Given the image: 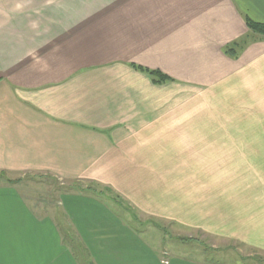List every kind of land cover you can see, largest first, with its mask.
I'll return each instance as SVG.
<instances>
[{
  "label": "crops",
  "instance_id": "crops-1",
  "mask_svg": "<svg viewBox=\"0 0 264 264\" xmlns=\"http://www.w3.org/2000/svg\"><path fill=\"white\" fill-rule=\"evenodd\" d=\"M247 21L264 0H0V173L108 192L58 205L92 264H206L157 249L118 200L264 252V36ZM0 264H78L8 183Z\"/></svg>",
  "mask_w": 264,
  "mask_h": 264
},
{
  "label": "rangeland",
  "instance_id": "rangeland-1",
  "mask_svg": "<svg viewBox=\"0 0 264 264\" xmlns=\"http://www.w3.org/2000/svg\"><path fill=\"white\" fill-rule=\"evenodd\" d=\"M6 180H10L9 184L18 188L37 215L52 216L56 220L62 240L66 245L72 244V253L77 263L88 264L90 260L86 251L80 247L58 205L61 197L70 192H97L104 198L108 192L90 183L65 182L41 174H4L0 183H6ZM110 196L114 197L113 194ZM115 202L119 206V214L126 219L128 225L144 234L153 246L156 244V248L162 249L164 253L175 254L185 260H196L199 257L206 264H264V252L250 250L234 241H220L202 233L184 231L168 222L135 213L121 200Z\"/></svg>",
  "mask_w": 264,
  "mask_h": 264
},
{
  "label": "trees",
  "instance_id": "trees-1",
  "mask_svg": "<svg viewBox=\"0 0 264 264\" xmlns=\"http://www.w3.org/2000/svg\"><path fill=\"white\" fill-rule=\"evenodd\" d=\"M247 27L248 29L253 32V33H256V34H259L261 36H264V24H259V23H254V22H251V21H247ZM229 52H231L229 50ZM232 52H234V50H232ZM140 69V68H139ZM142 70V69H140ZM143 71V70H142ZM152 78H153V81L155 83H162V82H165V81H168L169 78L166 77L165 75L161 74L160 72H157V71H146ZM4 174L0 173V178L3 176ZM6 183H11L10 180H6ZM72 244H69L67 245L69 248H71L72 250ZM83 264H86L85 262ZM88 264H92L91 262H89Z\"/></svg>",
  "mask_w": 264,
  "mask_h": 264
},
{
  "label": "built area",
  "instance_id": "built-area-1",
  "mask_svg": "<svg viewBox=\"0 0 264 264\" xmlns=\"http://www.w3.org/2000/svg\"><path fill=\"white\" fill-rule=\"evenodd\" d=\"M164 264H166V261H163Z\"/></svg>",
  "mask_w": 264,
  "mask_h": 264
}]
</instances>
